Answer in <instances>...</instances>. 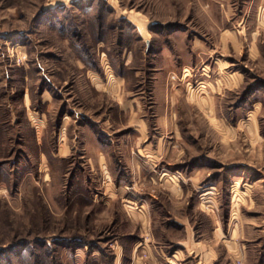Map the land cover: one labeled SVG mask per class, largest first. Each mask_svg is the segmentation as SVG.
Here are the masks:
<instances>
[{
	"label": "rangeland",
	"instance_id": "374dc122",
	"mask_svg": "<svg viewBox=\"0 0 264 264\" xmlns=\"http://www.w3.org/2000/svg\"><path fill=\"white\" fill-rule=\"evenodd\" d=\"M0 264H264V0H0Z\"/></svg>",
	"mask_w": 264,
	"mask_h": 264
}]
</instances>
